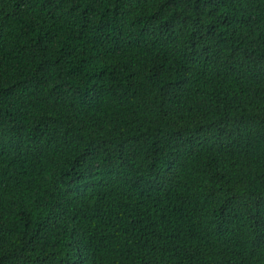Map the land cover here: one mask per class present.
Instances as JSON below:
<instances>
[{
	"label": "trees",
	"instance_id": "16d2710c",
	"mask_svg": "<svg viewBox=\"0 0 264 264\" xmlns=\"http://www.w3.org/2000/svg\"><path fill=\"white\" fill-rule=\"evenodd\" d=\"M0 264H264V0H0Z\"/></svg>",
	"mask_w": 264,
	"mask_h": 264
}]
</instances>
